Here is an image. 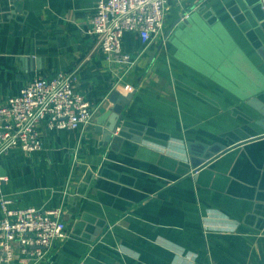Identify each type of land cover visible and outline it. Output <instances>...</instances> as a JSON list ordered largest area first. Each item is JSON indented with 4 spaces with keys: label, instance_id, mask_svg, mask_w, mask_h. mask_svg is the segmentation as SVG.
Wrapping results in <instances>:
<instances>
[{
    "label": "crops",
    "instance_id": "1",
    "mask_svg": "<svg viewBox=\"0 0 264 264\" xmlns=\"http://www.w3.org/2000/svg\"><path fill=\"white\" fill-rule=\"evenodd\" d=\"M96 1L0 0V105L76 69L96 109L91 125L42 126L41 149L0 157L11 207L63 210L69 236L38 264H264V116L247 102H264L261 0H169L150 42L125 31L127 71L88 32ZM115 90H134L121 124L141 139L105 145L96 121Z\"/></svg>",
    "mask_w": 264,
    "mask_h": 264
},
{
    "label": "built area",
    "instance_id": "2",
    "mask_svg": "<svg viewBox=\"0 0 264 264\" xmlns=\"http://www.w3.org/2000/svg\"><path fill=\"white\" fill-rule=\"evenodd\" d=\"M169 0H97L88 32L107 58L127 70L136 58L123 48L125 31L150 42L164 26ZM264 10V0H261ZM189 12L182 18H188ZM76 69L37 76L0 105V157L13 148L31 152L43 147L41 127L78 129L91 125L95 107L76 87ZM132 90V87H130ZM1 191V189H0ZM1 195L0 264H38L57 239L69 236L60 207L13 208Z\"/></svg>",
    "mask_w": 264,
    "mask_h": 264
},
{
    "label": "water",
    "instance_id": "3",
    "mask_svg": "<svg viewBox=\"0 0 264 264\" xmlns=\"http://www.w3.org/2000/svg\"><path fill=\"white\" fill-rule=\"evenodd\" d=\"M261 6V3H260ZM262 9V7H261ZM264 12V10H263ZM188 18H182V16L178 19L179 20H184L186 21ZM264 19V16L263 18ZM203 28V23L201 22L200 24ZM167 36V35H166ZM161 46V44H160ZM155 55V51L152 53V58L150 60L153 59ZM134 94V90L130 91L129 93H127L126 95H122L119 91L115 90L111 96L109 97V100L111 101V103L113 104L110 108L104 110L103 113H101L98 117H97V129L99 131H101L104 135H103V139L105 141V145H107V143L111 140V138L114 136L113 134H115V132L118 134V136H125V137H129L135 140H139L141 139V137L139 136H135L131 133H128L126 131V127L127 125L121 124V119L123 117L124 114V108L125 105L131 100L132 96ZM251 99H249L247 102L249 104H251L252 106H254L259 113H261L264 116V102L261 101L258 97H256L254 95V97H250ZM105 120H108V123L105 125ZM258 123H260L263 127H264V117H262V119H260L258 121ZM259 133V134H263ZM191 144H195V143H191ZM195 146H193L194 148ZM219 146L217 147H213L214 149V153H212L211 151H208L207 153L203 154L201 157H198L196 160L194 159L193 161V165L194 167L197 168L198 164H202L205 163L207 161V159H209L211 156H213L216 152H219V149H217ZM193 148H191V150L193 151ZM195 152V151H194ZM6 175V171L4 169H2V167L0 166V176H5Z\"/></svg>",
    "mask_w": 264,
    "mask_h": 264
}]
</instances>
